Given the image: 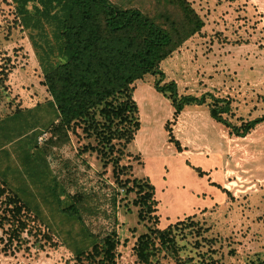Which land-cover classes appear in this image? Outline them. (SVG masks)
<instances>
[{
    "label": "rangeland",
    "instance_id": "1",
    "mask_svg": "<svg viewBox=\"0 0 264 264\" xmlns=\"http://www.w3.org/2000/svg\"><path fill=\"white\" fill-rule=\"evenodd\" d=\"M187 1L203 26L160 62L163 74L134 82L140 126L116 163L82 150L96 141L81 127L68 141L52 136L40 58L62 60L53 26L43 18L25 26L15 2L0 0V181L26 204V227L13 244L0 241V264H79L75 251L107 234L116 264H264V121L232 131L264 115V0ZM130 2L160 22L180 17L165 1ZM158 79L175 81L178 95L205 94V103L176 114ZM214 98L230 126L211 116ZM134 179L154 186L151 215ZM168 226L177 250L141 261L138 238Z\"/></svg>",
    "mask_w": 264,
    "mask_h": 264
},
{
    "label": "trees",
    "instance_id": "2",
    "mask_svg": "<svg viewBox=\"0 0 264 264\" xmlns=\"http://www.w3.org/2000/svg\"><path fill=\"white\" fill-rule=\"evenodd\" d=\"M25 26L39 27L44 22L53 26L58 42L59 62H51L41 56L44 70L43 84L51 95L50 105L56 113L51 127L52 136L68 141L69 131L81 127L96 143L86 144L82 150L96 151L101 158L117 163L125 154V148L139 129L138 106L134 99V82L147 74H163L159 68L186 39L199 31L203 20L187 0H159L179 10L180 17L165 15L160 22L140 6L112 0H11ZM37 16L31 19L32 10ZM32 21V22H31ZM167 22V23H166ZM154 86L171 100L174 112L179 113L187 104L205 103L200 97L178 95L175 81ZM218 98L211 103L210 114L217 121L230 126L221 113L227 106L218 105ZM264 121V115L240 126H233L236 135H244L256 124ZM27 164L29 155L24 156ZM121 170L118 166L116 167ZM119 174V172H118ZM3 176V175H2ZM127 179L123 185L127 184ZM133 186L143 192L140 201L151 215L156 210L153 199L154 186L146 179H134ZM74 197V196H73ZM74 197L65 212L77 213ZM25 202L7 188L3 177L0 181V241L13 244L20 240L25 229ZM142 215V214H141ZM154 220L157 216L153 215ZM5 239V240H4ZM117 240L107 234L94 241L91 249L79 248L75 258L79 264H116L114 251ZM177 250L171 226L152 227L142 234L134 251L143 262H149L161 251Z\"/></svg>",
    "mask_w": 264,
    "mask_h": 264
}]
</instances>
